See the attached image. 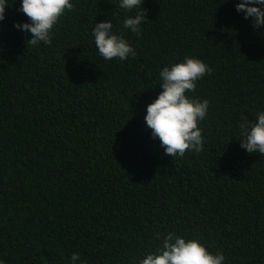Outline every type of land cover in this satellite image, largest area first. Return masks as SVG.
<instances>
[{
    "label": "trees",
    "instance_id": "1",
    "mask_svg": "<svg viewBox=\"0 0 264 264\" xmlns=\"http://www.w3.org/2000/svg\"><path fill=\"white\" fill-rule=\"evenodd\" d=\"M50 45H28L9 0L0 22V258L6 264H133L155 233L196 236L226 264H264V156L237 121L264 110V27L238 0H144L136 56L99 57L91 29L118 0H73ZM185 56L212 68L191 95L211 101L204 150L164 154L144 116L159 70Z\"/></svg>",
    "mask_w": 264,
    "mask_h": 264
},
{
    "label": "clouds",
    "instance_id": "2",
    "mask_svg": "<svg viewBox=\"0 0 264 264\" xmlns=\"http://www.w3.org/2000/svg\"><path fill=\"white\" fill-rule=\"evenodd\" d=\"M20 8L28 20L17 22L18 31L30 33L28 45H50L54 28L66 11L74 8L73 0H19ZM144 0H118V7L126 13L120 29H114L112 19L96 22L91 34L98 55L104 61H125L136 56V49L124 34L142 35L146 12L141 11ZM9 0H0V22L6 19ZM236 11L244 19L252 21L254 29L264 27V0H238ZM213 68L195 56H185L178 62L165 65L159 70L158 80L162 91L146 107L144 120L151 130L152 139H158L164 154L182 158L187 152L201 153L205 147L203 122L209 114L211 101L191 95L197 82ZM254 120L247 116L237 121L236 132L240 146L249 154L264 156V110H258ZM155 245L133 257V264H226L223 251H211L201 238L188 237L177 231L155 233ZM0 264H6L0 258ZM68 264H87L81 254L73 252Z\"/></svg>",
    "mask_w": 264,
    "mask_h": 264
}]
</instances>
